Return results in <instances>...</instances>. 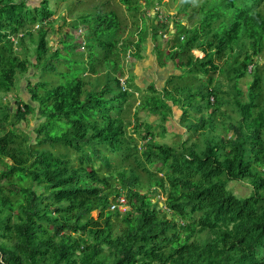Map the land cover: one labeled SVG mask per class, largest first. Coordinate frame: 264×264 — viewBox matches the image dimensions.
<instances>
[{
	"label": "trees",
	"instance_id": "1",
	"mask_svg": "<svg viewBox=\"0 0 264 264\" xmlns=\"http://www.w3.org/2000/svg\"><path fill=\"white\" fill-rule=\"evenodd\" d=\"M28 1L0 0V97L30 68L58 80L28 81L36 107L0 99V264H264V0H170L168 19L164 0H117L127 19L61 0L74 17L52 51L51 0ZM148 38L178 73L122 85ZM174 107L184 131L168 143ZM34 112L31 142L18 123Z\"/></svg>",
	"mask_w": 264,
	"mask_h": 264
},
{
	"label": "rangeland",
	"instance_id": "2",
	"mask_svg": "<svg viewBox=\"0 0 264 264\" xmlns=\"http://www.w3.org/2000/svg\"><path fill=\"white\" fill-rule=\"evenodd\" d=\"M41 0H29L28 3L31 6H38ZM65 1H53L51 0V6L54 8V14L52 19H56V22L52 25V29L49 35V45L52 47L51 51L54 48L58 47V43L60 40V30L63 25L61 21V17L65 18V21H68V18L74 17V14H70L67 9L65 8ZM176 5L177 2H172L170 0H164V4L161 7L158 17L161 18L162 14H169V15H174L176 10ZM109 8H115L119 14H121L124 18H128L127 13L124 9V7L120 4L117 3V0H109ZM155 12V9H151L148 11V14H152ZM180 17V15H179ZM67 18V19H66ZM173 23L171 22L170 28L172 29ZM82 28L84 26L78 25L74 29L70 31L71 33V41H79L78 39L81 38V34L79 32V29L82 30V33L85 35L84 40L87 37V29L84 31ZM68 30H65L67 32ZM88 32V31H87ZM80 42V41H79ZM84 47V46H83ZM152 43L150 38H148L147 42L142 45L141 47V53H142V58L141 59H130L128 56L122 60L123 62V69H124V76L121 78V80L127 79L129 77H132L133 83L136 84L137 86L146 89L147 85L149 83H155L157 88L160 89L161 85L165 82V80L173 73L177 74L175 70H173L172 65H169L166 68H160L157 65V62L155 60L156 56L154 53H152ZM194 55L200 57L202 56V53L194 51ZM260 64L264 65V61L261 62ZM56 75L52 73H37L34 71V68H30L27 73L24 74V76H20L18 78V82L16 83V88L12 94L9 96L5 97H0L1 100L3 101H8L11 100L12 97H17L19 98L22 102L26 104H30L34 107H36L35 102L30 101L29 94L27 92V83L30 81L31 83L36 82L37 80H41L49 85H55L56 84ZM58 80V79H57ZM135 96L138 97V93L135 92ZM12 101V100H11ZM138 101H136V104ZM13 105V101L11 103ZM125 107V105H124ZM36 109V108H35ZM134 111V108L132 107L131 112ZM29 115L26 117V121H21L18 123V127L25 132V134L30 135L31 137V142H34V138L36 136V133L34 130L38 126L39 122L42 121L43 119H39V117L35 114ZM139 117L141 121H150V122H155L156 118L154 116L147 115L145 113H139ZM132 119V117H130ZM180 120V112L177 111L176 107L173 108V114L172 116L168 119L166 122V127L167 131L170 133L166 134L165 138L163 139L164 141L168 143H172L174 141H178L180 137H174L171 135L174 131L176 133L182 134L183 133V128H181V125L179 123ZM133 124H131L130 127H132ZM158 128L156 127V130ZM4 131L0 132V135L3 134ZM71 153V152H70ZM73 156V155H72ZM1 169V166H0ZM156 167H153V170H155ZM228 188L231 190L233 195L238 196V197H247L250 194V186L246 183L242 182H237L233 181L228 184ZM164 199V198H162ZM126 208V207H124ZM111 209V208H110ZM123 210V209H122ZM121 210V211H122ZM93 217L98 216V211H93L92 212Z\"/></svg>",
	"mask_w": 264,
	"mask_h": 264
},
{
	"label": "built area",
	"instance_id": "3",
	"mask_svg": "<svg viewBox=\"0 0 264 264\" xmlns=\"http://www.w3.org/2000/svg\"><path fill=\"white\" fill-rule=\"evenodd\" d=\"M79 32L81 34V38H80L81 43L84 45L85 44L84 39H83L84 38V34L82 33V30H79ZM121 84L122 85L124 84L123 80H121ZM124 207H126V200H125V198L123 196H120L118 198L117 203H113L110 206L111 210H113L115 208H118L119 210H122V209L124 210L125 209Z\"/></svg>",
	"mask_w": 264,
	"mask_h": 264
},
{
	"label": "clouds",
	"instance_id": "4",
	"mask_svg": "<svg viewBox=\"0 0 264 264\" xmlns=\"http://www.w3.org/2000/svg\"><path fill=\"white\" fill-rule=\"evenodd\" d=\"M154 9H155V12H156V10L159 9V7H156V8H154ZM159 10H160V9H159ZM159 13H160V12H159ZM168 15H169V14H165V17H166L167 19H168ZM161 16H162V15H161ZM82 29H83L84 31H86L84 28H82ZM79 30H80V29H79ZM86 33H87V32H86ZM84 36H85V35H84ZM83 39H84V38H83ZM78 40H79L80 43H81V40H80V39H78ZM79 41H78V42H79ZM84 42H86V38H85ZM84 45H85V44H84ZM84 45L81 43V46H82V47H83Z\"/></svg>",
	"mask_w": 264,
	"mask_h": 264
}]
</instances>
